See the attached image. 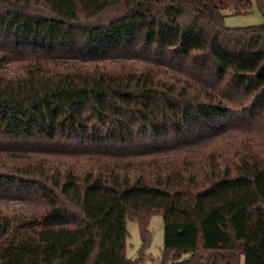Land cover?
Returning <instances> with one entry per match:
<instances>
[{"label": "trees", "instance_id": "trees-1", "mask_svg": "<svg viewBox=\"0 0 264 264\" xmlns=\"http://www.w3.org/2000/svg\"><path fill=\"white\" fill-rule=\"evenodd\" d=\"M264 15V0H254ZM251 0H0V264H264V24Z\"/></svg>", "mask_w": 264, "mask_h": 264}, {"label": "rangeland", "instance_id": "rangeland-1", "mask_svg": "<svg viewBox=\"0 0 264 264\" xmlns=\"http://www.w3.org/2000/svg\"><path fill=\"white\" fill-rule=\"evenodd\" d=\"M249 13L234 15L230 9L223 11V24L228 28L249 27L264 24V15L259 11L254 0ZM28 203L18 200L0 199V210L9 212H20L30 209ZM126 250L125 255L133 260L134 264H160L163 249V222L160 214L152 215L149 219L148 230L151 235V241L143 255L139 256L141 245L138 227L135 222L126 221Z\"/></svg>", "mask_w": 264, "mask_h": 264}]
</instances>
